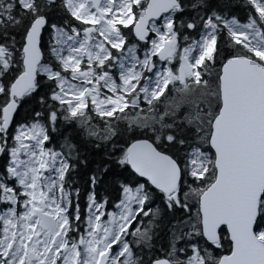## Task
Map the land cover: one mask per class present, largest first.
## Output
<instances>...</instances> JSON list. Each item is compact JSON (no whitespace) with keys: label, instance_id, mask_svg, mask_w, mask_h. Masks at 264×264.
I'll return each instance as SVG.
<instances>
[{"label":"snow or ice","instance_id":"snow-or-ice-1","mask_svg":"<svg viewBox=\"0 0 264 264\" xmlns=\"http://www.w3.org/2000/svg\"><path fill=\"white\" fill-rule=\"evenodd\" d=\"M0 264H264V0H0Z\"/></svg>","mask_w":264,"mask_h":264}]
</instances>
